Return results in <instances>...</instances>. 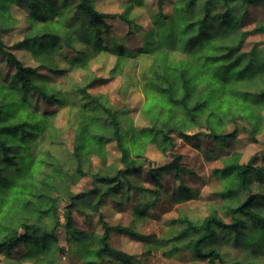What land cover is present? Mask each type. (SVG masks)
I'll return each instance as SVG.
<instances>
[{
    "label": "trees",
    "instance_id": "trees-1",
    "mask_svg": "<svg viewBox=\"0 0 264 264\" xmlns=\"http://www.w3.org/2000/svg\"><path fill=\"white\" fill-rule=\"evenodd\" d=\"M97 1L0 0V53L15 67L10 77H0V252L11 260L38 261L54 253L63 225L61 203L68 199V241L82 264H132L133 255L113 246L115 232L154 241L156 247L168 248L169 255L185 250L207 264H262L258 258L264 257V164L242 162L239 151L223 157V165L215 170L222 180L218 194L227 201L223 214L213 208L200 219L173 218L161 236L150 238L135 226L110 223L102 206L108 199L123 205L137 193L140 203L134 215L143 219L169 193L166 173H175L183 182L187 169L180 155L164 166H147L148 145L155 143L167 153L176 145L174 132L190 139L202 134L204 126L218 147H228L237 131L225 132V124L241 116L250 121V134L256 138L264 86L254 88L264 66L256 59L258 45L244 50L243 44L250 33L264 31V25L244 31L236 43L226 34L240 29L249 6L264 7V0H175L170 13L164 9L165 0H157L159 11L152 21L158 40L153 47L133 49L110 35L111 19L124 21L134 32L142 30L132 11L146 0H125V11L114 14L99 10ZM14 3L29 9L24 38L16 47L28 50L36 66L25 64L5 45L3 32L14 27ZM64 50L70 54L65 56ZM102 53L116 56L110 77L91 72L71 90L70 72L90 71L91 61ZM55 55L67 65L60 66ZM133 59L139 62V72L125 75L124 86L129 91L140 88L144 95L142 111L150 125L142 128L107 93L90 90L122 74ZM51 75L67 80L66 86L57 85ZM37 94L48 103L70 107L73 148L64 139L66 128L56 125L57 112L34 106ZM113 141L120 151L119 163L107 166L108 144ZM146 169L153 188L141 182ZM84 177H91L93 186L76 192L74 187ZM181 186L178 201L193 195L190 187ZM74 209L88 220L98 215L103 231L76 227ZM220 231L256 257L230 260L218 244ZM22 247L25 251L17 256Z\"/></svg>",
    "mask_w": 264,
    "mask_h": 264
},
{
    "label": "rangeland",
    "instance_id": "rangeland-1",
    "mask_svg": "<svg viewBox=\"0 0 264 264\" xmlns=\"http://www.w3.org/2000/svg\"><path fill=\"white\" fill-rule=\"evenodd\" d=\"M125 0H98L97 6L99 10L107 13H123L125 11ZM175 0H165L164 9L167 13L172 11ZM159 11L157 0H146L145 5L136 7L132 11L137 22L143 26L142 30L134 32L127 23L121 20L111 19L112 27L111 34L114 37L122 40V43L127 48H147L152 43L157 42L156 32L152 16ZM29 9L22 5L14 3L12 8L13 28L3 32V39L7 50L12 51L18 58L24 61L27 65L36 66L37 62L32 57L31 53L19 47L16 44L24 38V33L27 27V15ZM264 25V7L261 4H252L249 6V14L244 21V25L233 32H228L226 37L229 41L236 43L244 31H250L256 27ZM154 29V32H153ZM157 39V40H155ZM258 45L256 59L259 65L264 66V31L250 33L244 41L243 49L250 50ZM153 44L150 47H153ZM65 56L70 54L69 50H64ZM59 61L60 66L67 65L66 60L60 59L58 55L54 56ZM116 56L108 53H102L97 58L91 61V70L84 68H76L70 72L71 90L75 89L77 83L83 82V77L86 74L94 72L100 77H110V71L116 64ZM139 62L133 59L127 63L124 72L109 81L98 83L90 90L95 93H107L110 100L118 107H126L129 116L133 119L138 128L150 125V120L142 111L144 103V95L140 88H132L130 91L124 86L126 81L125 75L137 74L139 72ZM15 72V67L10 65L8 57L5 53H0V77H10ZM42 73L49 74L47 70H42ZM52 81L61 87H65L67 80L58 75H51ZM264 86V74L258 81L254 90H259ZM35 107L39 111H56V125L61 128H66L64 139L67 144L73 148L75 132L69 126L71 117L69 106H59L57 103H48L40 95L37 94L35 99ZM263 116L261 130L256 135V138L250 134L252 124L247 119L238 116L232 120H228L224 130L227 133L237 131L235 137L229 140L228 147H218L216 140L208 137L207 129L204 126L200 127L202 134L192 136L190 139L181 137L177 132L176 145L167 153L162 152L159 145L151 143L148 145L146 155L150 161L147 166H164L177 159L180 155L181 165L187 169L183 172V182L175 173H166L165 182L168 188V194H164L160 201L149 209L150 214L143 219H138L134 215V207L140 203L139 195L133 194L130 200H127L120 205L110 199L102 206L106 219L112 224H121L123 226H135L141 235L147 237H159L162 235L168 221L173 218L189 216L194 219L205 217L210 210L217 208L223 210L226 206V200H222L219 189H221L222 180L216 175L215 170L223 165V157L234 152L242 153V162L253 161L257 165L264 164V105L261 108ZM195 130H190L189 133L194 134ZM120 151L117 148L116 142L108 144V161L107 166L118 164ZM99 159L94 158V164H97ZM151 173L148 169L145 170L141 177V182L150 188L154 187L151 179ZM190 187L193 190V195L183 201L176 200L175 196L183 188L181 185ZM93 186L91 177H84L78 185L74 187L76 192H81L90 189ZM69 200L65 199L61 203L60 214L63 225L58 233V248L54 253L49 254L45 259L40 261L35 258L11 260L4 253L0 252V264H82L81 258L75 255L74 247L68 238L71 233L66 228L67 223V208ZM73 216L75 218V226L83 229L86 232L101 233L102 225L98 215L88 220L84 215L74 209ZM225 216V215H224ZM230 221V218H226ZM218 244L223 247L230 260L248 261V257H256L250 249L241 251L237 244H234L232 236L226 232L220 231ZM112 244L115 248L124 250L133 255L132 264H207V262L196 259L182 250L179 253L167 254L168 248L156 247L154 241L145 240L141 236H136L130 232H115L112 237ZM70 248V250L68 249ZM25 249L22 247L16 252L19 256ZM251 255V256H250ZM258 258V257H257ZM258 262L264 264V257H259Z\"/></svg>",
    "mask_w": 264,
    "mask_h": 264
}]
</instances>
